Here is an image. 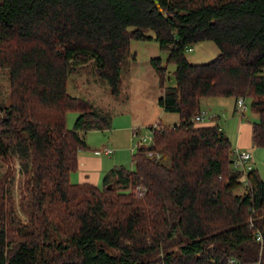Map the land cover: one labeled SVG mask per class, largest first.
Masks as SVG:
<instances>
[{
	"label": "trees",
	"instance_id": "obj_1",
	"mask_svg": "<svg viewBox=\"0 0 264 264\" xmlns=\"http://www.w3.org/2000/svg\"><path fill=\"white\" fill-rule=\"evenodd\" d=\"M153 37L175 67L167 87L166 66L151 60L158 104L179 122H159L153 145L132 153L133 169H112L101 188L71 184L81 133L110 124L68 93L71 70L92 59L118 96L130 40ZM202 41L219 53L190 63L185 51ZM0 70L9 73L0 264H264V180L253 168L239 181L226 134L194 122L202 98L243 97L256 116L252 143L264 148V0H0ZM69 111L79 112L72 129Z\"/></svg>",
	"mask_w": 264,
	"mask_h": 264
},
{
	"label": "rangeland",
	"instance_id": "obj_2",
	"mask_svg": "<svg viewBox=\"0 0 264 264\" xmlns=\"http://www.w3.org/2000/svg\"><path fill=\"white\" fill-rule=\"evenodd\" d=\"M153 36V32L149 31ZM219 49L212 41H202L191 45V49L185 51L187 60L190 63H208L213 60ZM168 52L160 50L157 41L153 38L148 40H130L129 53L124 58L120 66V91L118 96H112L105 80L101 79L94 72L95 63L89 59L85 64L76 66L71 70L68 81L67 91L69 94L81 97L91 102L94 107L102 113L108 123L113 126L129 118L130 113L135 117L141 134H147L149 126L161 122L162 125H173L179 122V115L176 112L165 111L159 104L158 98L161 96L162 89L159 85L158 75L151 63L152 58L161 59V65L166 66L165 86L174 85V65L166 63ZM0 102H9V73L7 70H0ZM249 105V100H246ZM76 111H69L66 114V128L72 129L76 116ZM240 115V113H239ZM245 120L252 121L249 110L245 113ZM160 125V126H162ZM87 140L92 139L94 143L99 142L100 133L88 132ZM133 139L131 148L135 146ZM258 156L254 165L264 180V148L257 149ZM132 150L121 155L120 166L127 170L133 169L131 160ZM8 167V162L0 160V178L4 175ZM12 167L14 177L12 181V194L17 213L20 212V190L22 176L17 156H14ZM239 188L237 192L241 191Z\"/></svg>",
	"mask_w": 264,
	"mask_h": 264
},
{
	"label": "crops",
	"instance_id": "obj_3",
	"mask_svg": "<svg viewBox=\"0 0 264 264\" xmlns=\"http://www.w3.org/2000/svg\"><path fill=\"white\" fill-rule=\"evenodd\" d=\"M199 106L200 110L205 112L204 119L199 124L218 126L228 137L232 149H249L252 152L254 168L260 153L257 150L259 147L252 143V121L256 119V116L249 111L253 118L250 121L244 119L246 112L244 115H239L235 97L209 96L202 98ZM247 110H249L248 105ZM77 113L79 115V112ZM128 117L117 125L113 126L111 123L105 129H92L81 133L87 146L78 150L77 169L69 174L71 184L89 183L101 188L104 177L112 169L122 167L119 165L121 155L132 150L131 145L134 139L132 130L140 128L135 123L136 119L132 113ZM91 131L101 134L99 142L94 143L91 138L87 140L86 135ZM106 148H110L112 152L105 154Z\"/></svg>",
	"mask_w": 264,
	"mask_h": 264
},
{
	"label": "built area",
	"instance_id": "obj_4",
	"mask_svg": "<svg viewBox=\"0 0 264 264\" xmlns=\"http://www.w3.org/2000/svg\"><path fill=\"white\" fill-rule=\"evenodd\" d=\"M236 108L240 114H243L247 110V104L243 97H239L236 99ZM204 116L205 112L202 111L195 117L194 122H202ZM160 128L161 126L159 125V122H157L156 124L149 126L147 134L144 135L141 134V130L139 128L133 129L132 136L134 139H137V141H135V146L132 148V153H134L138 147H150L151 145H153V134ZM111 152L112 150L110 148H106L104 150L105 154H109ZM148 156L154 157L155 155L153 152L149 151ZM232 167L240 171L238 180L245 183L247 172L253 169L252 152L249 149L233 148ZM257 240L262 241V236L260 234L258 235ZM229 262L233 264L234 261L229 260Z\"/></svg>",
	"mask_w": 264,
	"mask_h": 264
}]
</instances>
